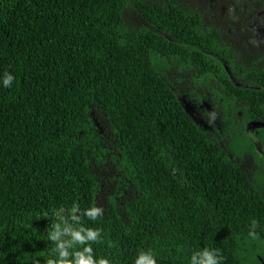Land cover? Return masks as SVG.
I'll return each mask as SVG.
<instances>
[{"label":"trees","instance_id":"1","mask_svg":"<svg viewBox=\"0 0 264 264\" xmlns=\"http://www.w3.org/2000/svg\"><path fill=\"white\" fill-rule=\"evenodd\" d=\"M255 8L0 1V80L16 77L0 83V264H46L55 212L74 203L103 208L81 223L103 230L92 246L112 264L147 249L189 264L202 247L264 264V127H249L264 70L243 38Z\"/></svg>","mask_w":264,"mask_h":264},{"label":"clouds","instance_id":"2","mask_svg":"<svg viewBox=\"0 0 264 264\" xmlns=\"http://www.w3.org/2000/svg\"><path fill=\"white\" fill-rule=\"evenodd\" d=\"M15 79L13 73L6 71L0 83L3 87L10 88ZM216 118V112H210L207 117L208 124L214 125ZM254 142L263 148L262 142H257V140ZM77 213L81 214L77 215ZM102 214V207L93 205L81 212L75 203L68 210L67 215L62 211H56L57 223L49 233V239L55 244V247L52 249V257L47 260L46 264H112L109 257L97 256L92 246L93 243L102 242L103 230L81 223L82 217L97 221ZM257 227L258 222L254 220L248 232V236L252 240L260 239ZM224 260L225 257L219 249L202 247L193 251L189 264H224ZM134 264H158V260L152 250H140L135 257Z\"/></svg>","mask_w":264,"mask_h":264},{"label":"flooded vegetation","instance_id":"3","mask_svg":"<svg viewBox=\"0 0 264 264\" xmlns=\"http://www.w3.org/2000/svg\"><path fill=\"white\" fill-rule=\"evenodd\" d=\"M253 5L256 8L254 17H252L250 21V25H248L249 29H253V34L250 36L243 35V38H246L248 48L247 55H249V49L255 50V60L257 65L264 70V8H263V0H251ZM247 28V29H248Z\"/></svg>","mask_w":264,"mask_h":264},{"label":"water","instance_id":"4","mask_svg":"<svg viewBox=\"0 0 264 264\" xmlns=\"http://www.w3.org/2000/svg\"><path fill=\"white\" fill-rule=\"evenodd\" d=\"M1 1V0H0ZM249 127H251L253 130L255 128L264 127V121H254L253 123L249 124ZM248 127V128H249Z\"/></svg>","mask_w":264,"mask_h":264},{"label":"rangeland","instance_id":"5","mask_svg":"<svg viewBox=\"0 0 264 264\" xmlns=\"http://www.w3.org/2000/svg\"><path fill=\"white\" fill-rule=\"evenodd\" d=\"M248 129L250 130V128H248ZM252 131H253V129H252ZM254 132H255V131H254ZM254 132H253V133H254ZM257 142H259V141H257ZM255 145H256V144H255ZM256 147H257V149H259L257 145H256ZM263 148H264V145H263ZM263 153H264V151H263ZM248 156H252V155H245V158H247ZM252 157H253V156H252Z\"/></svg>","mask_w":264,"mask_h":264},{"label":"crops","instance_id":"6","mask_svg":"<svg viewBox=\"0 0 264 264\" xmlns=\"http://www.w3.org/2000/svg\"><path fill=\"white\" fill-rule=\"evenodd\" d=\"M260 142H261V141H260ZM258 148H259L258 151H259V150H260V151L263 150V148H262L261 146H258Z\"/></svg>","mask_w":264,"mask_h":264}]
</instances>
